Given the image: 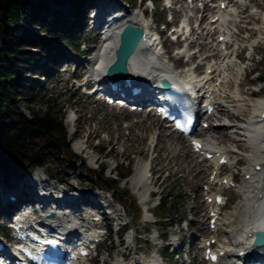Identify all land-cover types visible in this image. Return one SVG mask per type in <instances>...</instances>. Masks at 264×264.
Returning a JSON list of instances; mask_svg holds the SVG:
<instances>
[{"label":"rangeland","instance_id":"rangeland-1","mask_svg":"<svg viewBox=\"0 0 264 264\" xmlns=\"http://www.w3.org/2000/svg\"><path fill=\"white\" fill-rule=\"evenodd\" d=\"M112 1L117 2L128 12L137 10L139 4V0ZM155 1L154 10H152L149 3L145 6V8L148 9L147 21L151 23L153 20L155 23L158 22L167 25L168 10L165 7L166 2L161 0ZM248 1L252 2L254 5L259 4L262 8V13L255 14L253 7L249 6L242 15V17L250 15V20L244 19V21L247 22L237 27H243L246 32L244 31L240 34L238 38L239 42L234 43L232 52L234 54L238 52L241 46L247 45L248 49L243 55L246 61L242 62L240 65L236 63V60L232 56L230 58V63L237 65V69L231 65V70L227 71L228 79H226L232 87L231 90L228 89L229 93L236 99L242 101L239 106L233 108L235 111V109L240 107L238 111L241 113L250 112L253 102L259 100L256 98L264 99V90L261 94L253 93V91H258L262 84H255L252 86L250 83L246 82L244 85L239 86L240 79L244 78L251 67L256 68V73L247 75L245 77L246 81L250 82L257 76L264 75V0ZM242 3L247 4V1H242ZM194 5L197 10L198 7H201L200 3ZM182 6L175 4L174 9L171 10L178 22L184 20L187 16H192L194 18L200 17V13H196L194 9H190L193 7L190 0H186ZM230 8H233V6L231 5ZM164 16L166 17L162 22ZM163 27L164 26H159L158 28L162 30ZM237 28L232 26V32H236ZM80 29H82L84 34L83 44L92 41L99 42V36L91 33L90 26L84 27L83 24L82 27L80 26ZM32 32L38 34L39 30L35 28ZM197 33H199V31H197ZM194 37H196V34ZM31 38L32 37L26 38L24 41H21L19 47H22L27 54H42L40 50H36L27 45L32 42ZM215 38L216 36L214 35L212 38H207L203 42L207 44ZM164 39V47L168 53L164 61L169 64H176L177 56L173 49L172 38H169L167 35ZM3 44L10 45L12 43L6 39H0V47ZM255 44L258 46L257 56L253 57V60L250 62L247 60V57H249L251 53V46ZM77 46L78 45H71L68 43L60 44L59 42H52L54 52L51 53L49 57L45 55L46 64L48 63L49 65L44 68H39L35 76L27 74V66L24 65L23 62L14 63L13 70L17 73V80L15 83L17 84V88L15 94L16 98L11 104V110L14 112H21L29 117L27 109L38 112L44 111L50 107L52 112L62 118V124L66 131L67 140L70 142L71 152L75 156L76 163L69 166L64 164L60 158L58 160L55 157L49 156L48 162L50 164L45 168L38 169L44 180H47V175L53 177V180L47 183V185L56 183V188L59 190H64L67 186H72L78 190L76 194L84 192L83 196L87 197L90 194L85 193L86 189H94L96 186L103 188L109 187V185L105 186L99 183L98 174L102 171L104 172L105 179L116 178V181L119 182V184L116 185L113 183L110 184V188H113V190L108 193L99 190H94L91 193L99 194V198H103L100 200L103 204H101L102 210L100 212L104 213L108 219L111 218V220L104 221L106 228L108 230L110 229V238L101 246L100 256L95 260V264H104L105 262V264H113L114 256L117 251L123 250V247L116 248V246H114V248H112V245L118 243L116 229L119 224H124L126 222L129 223L128 232L130 233L133 231L135 234L137 251L130 252V258L135 257V260L144 257L146 261H150L151 257L155 255L168 258V254L163 252L160 248V240H152L156 234L160 237L163 235L167 243L170 242L172 237L175 238L177 236L178 240L181 242L184 241L186 245L184 246L185 251L186 248H188L187 245L190 238H211L212 235L207 230L208 213L203 203L205 199L202 196L205 191L204 183L208 180L209 174L212 171L209 162L200 163V168L197 170V165L194 166V164L200 161V159H198L196 155L189 157L187 153L191 151V148L188 143L183 141V149L172 137H170L169 143H172L174 148H178L175 150V154L177 155L172 156L168 154L166 150L169 144L165 141H157L155 138L158 133H156L157 130L155 131L153 128L157 126V123L160 124V121L157 117L153 116V112L147 114L145 113L146 111H144L141 114H129V110L119 111L110 107H105L102 104L94 103V98H88L83 95L82 89L79 87L81 83H76L71 80L72 75L73 77L84 76L85 68L87 67L83 55L85 45L78 46V48ZM94 46L95 45H90L89 48L96 50ZM97 46L96 44V47ZM191 48L197 51L196 45ZM62 55H68L72 61L66 62L60 59ZM195 58L196 62L194 65L200 64L201 69L198 71L203 73L206 63L202 61L199 54H196ZM49 59L51 62H49ZM79 60L82 62V66L74 62ZM43 62H45V60H42L41 63ZM10 70L9 67L0 63V74ZM47 74L48 76L44 79L42 76ZM251 93H253L254 96L248 98V94ZM244 116L245 114L243 117ZM240 118L241 117H239V119ZM70 120H72L71 124L68 123ZM166 132L169 133L167 130L160 133L166 136ZM158 139L162 138L158 137ZM180 140L182 139L180 138ZM76 143L81 144V152L75 150L74 145ZM103 148L104 151H102ZM184 151L187 152L188 159L183 155ZM93 159H96L95 164L92 162ZM232 162H234V160H232ZM144 163L150 164L151 177L149 181L151 184L149 185V190L152 191L145 203L141 201L139 196V193L144 194L143 188H140L139 191L134 190L133 187H135V184L133 183L132 185L131 182V179L135 176L136 168L143 166ZM242 165L243 163L241 162L236 168L240 169ZM236 168H230V165H228L223 168L222 172L224 174H231L237 171ZM86 169L91 172L89 173ZM188 169H191L190 174L186 173ZM202 169H204V174L201 179L202 176L200 177L196 175V173ZM117 173L126 174V178H117L115 176ZM201 174L202 173H200V175ZM195 175L196 178H194ZM236 178L241 179V176ZM13 181L14 179H11L10 183ZM111 195H113V200ZM224 196L228 201V205L222 209V214H225L239 201L230 190L225 191ZM162 199H166L171 205L172 212L170 217L163 218V216L157 213L156 205ZM88 208L90 209L91 206ZM110 208L123 211V213L121 212L122 216H120L119 220L117 218L112 219L109 214V212L112 211ZM145 210L149 211L146 215L144 213ZM150 215H153V217L150 218ZM148 218L153 222L145 223V220ZM3 219V217H0V228L6 231L7 228L3 226ZM90 219H92V217ZM202 228H204V230L201 231L200 229ZM139 237L142 239H138ZM219 239L220 243H222V236H220ZM198 245L199 243H196L192 251L194 257L192 264H207L202 259V251L197 248ZM170 248L168 249L169 253L171 251ZM182 258L184 260V256ZM177 259L178 258H173V260Z\"/></svg>","mask_w":264,"mask_h":264},{"label":"bare ground","instance_id":"bare-ground-1","mask_svg":"<svg viewBox=\"0 0 264 264\" xmlns=\"http://www.w3.org/2000/svg\"><path fill=\"white\" fill-rule=\"evenodd\" d=\"M98 1L102 4L108 3L111 6L117 8L120 7L118 11L124 12L126 15L118 23H115V27L105 31L104 36L106 39L102 42L100 48L96 52L93 51L95 55L89 60L90 65L93 63L91 72L94 73L97 78H100L104 75L105 68L113 60V50L117 44V37L120 29L125 25H132L135 27H140L143 30V28H146L147 24L139 14L124 10L115 1ZM184 1L185 0H183L182 2ZM196 2V0H193L191 2L193 4V7H191L190 9H194V12L198 13L197 8H195L194 5L196 4ZM232 2L233 8H230L231 6H227V8L224 10H220L219 8H217V6L211 5L210 8H206L205 6L204 11L201 15V27L198 28L201 31L197 33L194 32L195 30H192V35L190 36V45H196L198 52H203L200 57H203L202 61L206 63L203 72L204 76L198 79L192 69L183 72L182 75L179 76L181 79L186 80L190 84L194 83L198 87H200L205 82V85H208L209 88L213 89L212 97L206 99V102L214 107V111L210 116L207 117V119L203 121L207 122L208 124L210 123V127L208 129L198 130L197 137L201 138V140L203 141L204 148L208 149L214 155H219L218 158L214 156L210 161V167L212 171L209 176L213 177L211 181L210 179H208L204 183L206 191L203 192V195L207 199H211L213 196L210 194L211 191H225L227 190V187H230V183L232 182L235 185L234 187H230L229 190L232 191L239 200L238 203L232 206L225 214L219 215L215 223L216 231H212L213 239L220 238V236H222L223 242L220 243V245L223 246L221 250L225 254L222 260L226 261L227 263L230 262V260H232L236 256V254H238V252H248L249 244L253 239V235H250L253 232H256L257 230L264 227V202L260 203L262 200L259 199V197L264 195V118H261L262 112L261 109H259V107L264 108V99L256 98L259 100H252L254 102L250 112L241 113L238 111L240 107H238L234 111L233 108L239 106L242 101L240 99H236L228 91V89H232L231 84L226 81V79H228L227 71L231 70L230 57L222 50L223 45L218 43V38L224 35V33H220L221 29L223 31H225L226 29L229 30V32H231L236 37V41H239L238 38L240 37V34L245 31V29L243 27H237L247 22L244 21V19L250 20V15L242 17V15L248 9L247 4L242 3V0H232ZM255 6L261 7L259 4ZM88 8H91L90 4H87L86 9ZM209 12L210 15L207 18L206 14H209ZM193 18L194 17L192 16H187L186 22H188L190 25V22L193 21ZM214 18H218L219 21L212 23L211 20H213ZM239 18L243 20V22H239ZM89 19L92 20V18ZM182 23L185 24V22ZM232 26H235L237 28L236 32H232ZM195 34L196 37H194ZM214 35H216L215 39L211 40L207 44L203 42L207 38H212V36ZM144 48V43L141 42L137 48V51L128 62L129 72H131L132 70H142L144 72H149L151 76H164L166 69H169L170 65L154 58L153 55L146 54V52H143ZM254 50H256V48ZM207 52H209V55L205 54ZM193 56L195 57L196 54H194ZM237 56L241 58L239 53L237 54ZM60 59L65 60L66 62L72 61V59H70L68 55H62ZM74 62L77 63V65L82 66V62L80 60ZM200 66L201 65L197 66L198 70L201 69ZM235 67L237 69V65H235L234 68ZM222 68L223 70H221ZM246 82L250 83L252 81H246V78L240 79L239 86L244 85ZM248 95L250 96H247L248 98L254 96L253 93ZM257 112L259 114H257ZM242 114H245L246 117H243ZM239 117L241 118L239 119ZM234 120H239L240 124H233L232 122H234ZM68 123L71 124L72 120H70ZM153 129L155 131L157 130L156 133H158V135L156 134L157 137L155 136L157 141H165L169 144L168 149L166 150L168 154L176 156L177 154H175V150L178 149L174 148L172 143H169L170 137H172L176 141V143L184 149V146H182V144L184 145V142L180 140L179 137H173V134L169 131V129L165 128L162 124L157 123V126H155ZM166 130L169 132H166V136L161 134ZM158 137H161L162 139H158ZM74 147L76 151H79L81 148L80 143H76ZM233 150H236L239 154L233 153ZM186 153L187 152L184 151L183 155L187 159L188 155L189 157L194 156L192 150L187 153L188 155ZM221 155H223L224 158L229 159L230 168H236V166L233 165L234 162H232V160H237V164L242 162L243 165L240 167V169L236 168V172L234 171L229 175H225L224 178L218 179L219 171L217 161ZM197 158L200 159L201 157L197 156ZM94 160L95 159H93L92 162ZM203 161L204 158L194 164V166L197 165V170L200 168L199 164ZM256 165L262 166V169L260 172L253 173V168ZM149 166V163H144L143 166L136 168L135 176L131 179L132 185L133 183L135 184V187H133L134 190L139 191L140 188H143L145 195L138 192L142 202L147 201L150 193L149 185L151 184V182L149 181L150 179H148L147 176L150 172ZM190 172L191 169H188V171H186V173L188 174H190ZM200 173L202 174L200 175ZM38 174H40V171L36 169L32 175ZM203 174L204 169L199 170V172L196 173V175H199L200 177L202 176L201 179L203 178ZM196 175L194 176V178H196ZM238 176H241V179H237L236 177ZM246 176H249L248 180L245 179ZM11 179H14V181L10 183ZM35 180L36 179H34V176H27L25 178L22 176H12L6 181L4 179H1L0 200L1 204L6 209V211L2 212V215H5L8 212L16 211L18 208L22 207V205H26L27 208H29L32 204L36 203V192H34V189L37 187V184H35ZM223 180H226L227 184H223ZM67 188L74 187L67 186ZM44 192L47 195V198L44 199V205L46 206L49 203L55 204L58 207L65 205V207L67 206L69 208H72L75 213H78L79 208L77 207L76 202L79 200L82 201V203L86 206H91L93 210H102V205L98 203H100V200H102L103 198H99V194L96 193L90 194L87 197L83 196L84 193H81L80 196L76 197L72 195H66L62 191H60L58 193H61L63 195L55 199L54 195L49 193L48 190H44ZM8 195L14 196L15 200H8ZM207 199L203 203L209 211L208 214L211 211L218 213V211L221 210V207L215 206L213 203H209ZM110 209L112 210V214L114 216H117L118 218L122 216L121 212L123 213V211L115 208ZM103 217L104 221L111 220V218L108 219L105 215ZM210 220L211 217L209 216L208 221ZM48 223H51L55 228L66 229L67 233L71 232L70 227H72L73 225H80L79 219H66L62 216H56L55 214ZM209 225L210 223H208V226ZM80 227L81 225L79 226V228ZM202 230H204V228H202ZM207 230L210 229L207 228ZM240 232H242L243 234L239 235ZM133 234V232H130V234L127 236L128 241L131 240ZM89 236H91V234L86 235L87 238H89ZM172 244L176 245V242L172 241ZM114 246L116 245H112V248H114ZM124 251V249L117 251L114 256L113 264H130L127 262L124 263V260L122 259ZM132 259L133 257L130 259V261ZM150 264H160V258L157 256H152Z\"/></svg>","mask_w":264,"mask_h":264},{"label":"trees","instance_id":"trees-1","mask_svg":"<svg viewBox=\"0 0 264 264\" xmlns=\"http://www.w3.org/2000/svg\"><path fill=\"white\" fill-rule=\"evenodd\" d=\"M87 1L0 0V39L12 43L0 47V63L11 69L0 74V182L36 168H45L50 164L49 156L60 158L69 166L76 163L62 118L50 107L38 112L27 109L29 117L11 110L17 88L13 64L23 62L29 71L37 73L39 68L49 65L44 64L45 55L49 57L54 52L52 42L76 44L77 37L82 36L80 26ZM35 28L39 30L38 34L32 32ZM30 37L32 42L27 45L42 54H27L19 47L21 41ZM42 60L45 62L41 63ZM260 79L264 83V75ZM117 175L126 177V174ZM98 176L99 183L109 185L110 191L113 190L110 184H119L114 178L105 179L103 171ZM171 212L170 203L162 199L157 213L167 218Z\"/></svg>","mask_w":264,"mask_h":264},{"label":"water","instance_id":"water-1","mask_svg":"<svg viewBox=\"0 0 264 264\" xmlns=\"http://www.w3.org/2000/svg\"><path fill=\"white\" fill-rule=\"evenodd\" d=\"M143 31L140 28L127 25L119 35V44L115 50L116 61L109 66L107 77L109 79L121 81L128 73V60L135 52L140 40L142 39ZM164 88H168L167 82L164 83ZM264 244V230L258 231L254 237V245L261 247Z\"/></svg>","mask_w":264,"mask_h":264},{"label":"snow or ice","instance_id":"snow-or-ice-1","mask_svg":"<svg viewBox=\"0 0 264 264\" xmlns=\"http://www.w3.org/2000/svg\"><path fill=\"white\" fill-rule=\"evenodd\" d=\"M195 143V142H194ZM213 259H215L214 257H213Z\"/></svg>","mask_w":264,"mask_h":264}]
</instances>
